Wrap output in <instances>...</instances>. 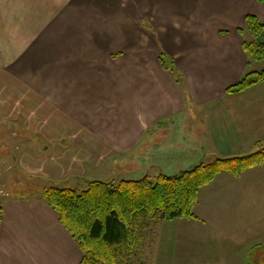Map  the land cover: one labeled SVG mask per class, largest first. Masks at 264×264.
Wrapping results in <instances>:
<instances>
[{"label": "crops", "instance_id": "1", "mask_svg": "<svg viewBox=\"0 0 264 264\" xmlns=\"http://www.w3.org/2000/svg\"><path fill=\"white\" fill-rule=\"evenodd\" d=\"M247 16L264 24V6L257 0H0V160L13 165L11 180L26 177L36 187L0 201V264H80L76 241L43 191H83L91 182L133 174L124 164H137L149 177L144 172L152 166L144 168L143 159L163 141L158 146L148 135L189 105L205 121L192 139L201 146L200 163L264 145V82L226 94L254 72L242 47L250 35ZM160 57L178 76L163 70ZM193 213L194 220L154 221L175 224L174 241L192 244L169 253L163 240L153 259L162 239L153 235L125 264H246L252 253L264 260L252 241L264 244V166L239 177L218 175L199 191Z\"/></svg>", "mask_w": 264, "mask_h": 264}, {"label": "trees", "instance_id": "2", "mask_svg": "<svg viewBox=\"0 0 264 264\" xmlns=\"http://www.w3.org/2000/svg\"><path fill=\"white\" fill-rule=\"evenodd\" d=\"M257 1L264 6V0ZM244 23L253 38L243 42L245 54L249 60L263 61L264 24L253 16H247ZM159 62L163 70L178 76L162 57ZM262 82L264 71L247 73L226 94L236 95ZM175 83L180 86L181 79L176 77ZM262 163L264 147L244 156L214 158L208 164L200 163L172 176L159 175L153 181L149 177L122 180L116 187L111 182L95 181L80 193L47 188L42 198L76 241L82 253L80 264H125V256L133 254L140 243L137 230L142 221L194 220L199 191L217 175L239 177Z\"/></svg>", "mask_w": 264, "mask_h": 264}, {"label": "rangeland", "instance_id": "3", "mask_svg": "<svg viewBox=\"0 0 264 264\" xmlns=\"http://www.w3.org/2000/svg\"><path fill=\"white\" fill-rule=\"evenodd\" d=\"M245 40L246 41H252L253 38L251 35H245ZM249 71H254V72H250V73L263 72L264 71V60L259 61V62L251 61V68ZM193 108L194 107L189 105V107L187 108L186 114H183L180 116H173L172 118H169L168 120L161 122L159 125H157L153 128L155 133H150V135H148V138H147L148 141H153L152 143H155V144L157 143L156 145H158V146H159L160 141L161 142L163 141V143H164V144L163 143L160 144L159 147L155 146V148L152 149V152H151L152 155L150 153L149 157H148V154H146L145 158L143 159L144 168L152 166L147 171V173L144 172V175H148L151 178V181H153V177L156 178L157 175H159L161 173L172 176L176 172L188 170V169H191L194 165L200 164L199 159H201V153H200V151L197 153L195 150L200 149L201 146L199 143H196L194 145L192 143V139L194 136H196V134H198V125L197 124H200L201 122L204 123L205 121L202 117H200L201 114H198V115L194 114ZM203 109H206V107H204ZM160 131H162V132H160ZM158 135H161V136L159 137ZM163 138L164 139L166 138L165 142H164ZM263 147H264V145H262L260 148H263ZM3 149H4L3 147H0V150H1L0 153H3ZM147 152H148V150L144 153H147ZM150 158H151V160H150ZM227 158H229V157H227ZM213 159L205 158L204 160H202L201 164H208V163L212 162ZM148 162H150V164H148ZM8 165L9 164L4 162V160H0V201L3 198H7L9 196H18V195L24 196V195H29L30 193H35L36 187H31L33 184L28 183V181L30 182V180L27 179L26 177H23V178L19 177V179L16 177V178H13L11 180V177H14V175L7 173V171L12 172L13 168L11 166H13V165H11V164H10L11 166H8ZM130 165L131 164H124L122 169L125 172L131 171L133 169V171H132L133 174L124 173V176H119L115 181H111L110 184L112 186L116 187L119 184L121 179L139 180L143 177L141 174L142 169L140 170V168H138V170H135L136 167H138L137 164H133L131 166ZM190 165H191V167H190ZM262 166H264V163H262L258 167H262ZM258 167H255V168H258ZM255 168H251L247 171H250V170L255 169ZM247 171H245V172H247ZM16 173H18V172H16ZM244 173H242L241 175H243ZM121 174H123V173H121ZM221 174H227V173H221ZM9 175H12V176H9ZM230 176H232V175H230ZM211 184L212 183H210L209 185H211ZM72 189H74L77 193L82 192V190H81L82 188H72ZM149 220L150 219L144 220L139 224L138 230H137V236L140 238V243H141V241H145V242L150 241L152 239L153 235L162 238V239H160V244H157L159 246L156 247L155 253L151 256V257H154L153 259L160 257L161 251L159 248L162 245L163 240H165V244H166L164 247L165 251H168L169 253L172 252L173 247L174 248H181V247H183L182 244H192L189 242V239L186 240V242H182V243L174 241V239L172 237L179 235L178 227H175V224L170 223L171 225H167L166 223L160 222L158 227H156L155 223H154V221H156V220H154V221L152 220V223H154V225L153 224L151 225V223H149ZM164 222H166V221H164ZM169 233L172 234L173 236H171ZM253 233H254V230H253ZM262 234H264V230H263ZM256 239L257 238L255 236H252V241L253 242L255 241L253 243V247L254 248L261 247L262 252H263V258H264V244H263V246H261V244H259V245L255 244V243H257ZM260 239H261V242L264 243V235L261 236ZM213 242L214 241H210L211 244H213ZM147 244H150V242H148ZM212 246H219V245L215 242ZM136 251H137V249L135 250V252ZM144 253H145V251H140V256ZM256 253L257 252H255V254ZM212 254H214V253H212ZM138 255L139 254L136 253V255L133 256L136 259V261H139ZM259 260H262L261 258H259V254H256L253 257V253H252V256H250V258L247 259L246 264H251V262H252V264H256V261H259ZM155 262H156V260H155ZM157 263H160L159 259L157 260ZM258 264H259V262H258ZM261 264H264V260H262Z\"/></svg>", "mask_w": 264, "mask_h": 264}]
</instances>
